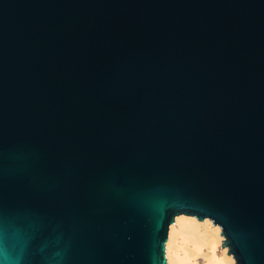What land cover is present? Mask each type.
<instances>
[{
  "label": "water",
  "instance_id": "water-1",
  "mask_svg": "<svg viewBox=\"0 0 264 264\" xmlns=\"http://www.w3.org/2000/svg\"><path fill=\"white\" fill-rule=\"evenodd\" d=\"M181 214L264 264V0H0V264H167Z\"/></svg>",
  "mask_w": 264,
  "mask_h": 264
},
{
  "label": "bare ground",
  "instance_id": "bare-ground-1",
  "mask_svg": "<svg viewBox=\"0 0 264 264\" xmlns=\"http://www.w3.org/2000/svg\"><path fill=\"white\" fill-rule=\"evenodd\" d=\"M194 218V216H186L183 214L177 215L175 216L173 223L168 226V240L166 239L167 244L165 248L166 252L164 251V255L166 253L167 258L166 262H168V264H194L193 262L189 261V258L191 256L201 254L202 249L206 248L208 251V253H205L208 259L207 264H234V258L232 255L231 257L230 254L227 255L228 249L226 247H221V258H216V249L218 245L221 246L222 241L224 240L223 236H220L221 233L219 226L215 227L217 226L215 225L213 227L210 223L211 220L209 219H204L205 221L202 220V222L199 221L201 222L199 223L198 220L195 218L197 220L196 221ZM175 237L182 238V240H184L182 242L192 245L191 250L187 252L185 250V257L187 258L184 260L177 256L176 250L173 249ZM171 249H173L176 254H172Z\"/></svg>",
  "mask_w": 264,
  "mask_h": 264
},
{
  "label": "rangeland",
  "instance_id": "rangeland-1",
  "mask_svg": "<svg viewBox=\"0 0 264 264\" xmlns=\"http://www.w3.org/2000/svg\"><path fill=\"white\" fill-rule=\"evenodd\" d=\"M195 219V218H194ZM196 220V219H195ZM197 221V220H196ZM205 221V220H204ZM199 222V221H198ZM201 223V222H199ZM211 225L214 227V225L212 224V222L210 221ZM215 227H218V226H215ZM170 228V227H169ZM220 233H221V229H220ZM168 236H169V233H168ZM180 237V236H179ZM179 237H175V240H174V245H173V249L176 250L177 254L175 251H173V249H171V253L172 254H176L177 256H179L180 258H182L183 260L187 257H185V250L186 252L191 250L192 248V245L191 244H185L184 240H182V238H179ZM168 240V239H167ZM166 244L167 242L165 243V248H166ZM176 244V245H175ZM175 246V247H174ZM176 248V249H175ZM165 252H166V249H165ZM205 253H208L207 249L206 248H203L202 249V253L201 254H198L196 256H191L189 258V261L193 262L194 264H207L208 262V259L206 257V254ZM216 258L217 259H220L221 258V246L218 245L217 249H216ZM231 256V255H230ZM232 257V256H231ZM165 258H166V253H165ZM166 261H167V258H166ZM233 262L235 264V260L233 259ZM168 264V262H167Z\"/></svg>",
  "mask_w": 264,
  "mask_h": 264
}]
</instances>
